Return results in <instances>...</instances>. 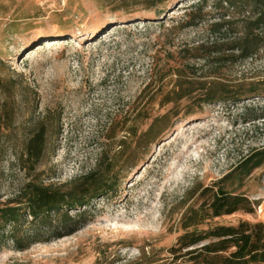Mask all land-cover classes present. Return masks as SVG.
Wrapping results in <instances>:
<instances>
[{"label": "rangeland", "instance_id": "374dc122", "mask_svg": "<svg viewBox=\"0 0 264 264\" xmlns=\"http://www.w3.org/2000/svg\"><path fill=\"white\" fill-rule=\"evenodd\" d=\"M197 2L167 0L155 17L132 0H0V210L23 209L29 184L78 196L84 177L100 179L90 204L68 211L84 212L78 230L56 239L52 215V231H41L47 242L18 251L5 237L0 264H172L186 252H175L179 237L193 229L186 215L217 187L244 195L252 212L207 219L198 230L264 223V162L228 178L264 150V48L227 60L239 54L229 47L248 13L211 0L200 25L179 28ZM176 69L255 93L200 108L165 104ZM151 125L156 137L138 143ZM40 127L43 151L27 162ZM30 231L25 214L18 238Z\"/></svg>", "mask_w": 264, "mask_h": 264}, {"label": "trees", "instance_id": "16d2710c", "mask_svg": "<svg viewBox=\"0 0 264 264\" xmlns=\"http://www.w3.org/2000/svg\"><path fill=\"white\" fill-rule=\"evenodd\" d=\"M126 1V0H123ZM134 3H142L155 17L163 15L166 7L157 8L167 0H132ZM210 0H198L197 3L189 6L190 11L177 22L181 29L197 27L204 20L202 14L205 6ZM216 7L226 9H243L248 13L249 21H245L242 36L236 42L231 43L230 50L239 52L237 56L231 55L227 60H247L254 58L261 48H264V0H211ZM155 8V9H154ZM230 22L212 24V32H221L222 28L230 25ZM215 48V47H214ZM204 49L203 46L196 50ZM216 50V49H215ZM219 50V49H218ZM215 52V51H214ZM216 52H219L216 50ZM207 60L208 57H200ZM176 80L171 89L165 95V104L178 103L182 100L202 105L221 101H236L246 95H252L255 90L251 89L247 94L229 87L218 81L215 74L207 76L209 80L190 78L186 79L180 69H176ZM151 83L147 85L149 88ZM194 113V112H193ZM155 125L138 138V143L149 141L156 137L152 131ZM158 135V134H157ZM44 148L43 129H40L28 141L25 154L26 161L37 158ZM264 162V150L258 151L254 156L248 158L239 165V168L228 178L233 176H244L250 170L258 168ZM108 172V171H106ZM100 179L93 178V175L84 177L82 183L76 187L80 193H62L51 187L29 184L21 196L20 208H7L0 210V242L9 238L14 248L18 251L27 249L33 243L47 242L44 239L42 230L48 233L52 231L50 217L53 215L59 232L55 238L71 234L84 224V212H78L72 217L68 211L77 210L88 206L94 199ZM207 192V191H206ZM251 203L244 195H236L234 192L226 191L223 187H217L212 195L204 200L196 210H190L185 219L192 222L191 231L185 232L178 239L176 253L183 250L186 252L179 255L178 260L172 264H264V223H248L239 221L235 226L216 225L208 230H198L199 225L204 224L207 219H214L224 215H232L236 212L251 213ZM30 218L31 231L24 238H18V225L24 215ZM8 227L6 233L4 227ZM53 230H55L53 228ZM60 230H64L63 232ZM54 232V231H53ZM203 245L198 246L200 243ZM1 246V245H0Z\"/></svg>", "mask_w": 264, "mask_h": 264}]
</instances>
